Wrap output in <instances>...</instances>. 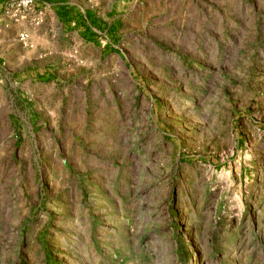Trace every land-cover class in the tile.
Masks as SVG:
<instances>
[{"label": "rangeland", "instance_id": "obj_1", "mask_svg": "<svg viewBox=\"0 0 264 264\" xmlns=\"http://www.w3.org/2000/svg\"><path fill=\"white\" fill-rule=\"evenodd\" d=\"M62 2L2 10L0 264H264V0Z\"/></svg>", "mask_w": 264, "mask_h": 264}, {"label": "crops", "instance_id": "obj_2", "mask_svg": "<svg viewBox=\"0 0 264 264\" xmlns=\"http://www.w3.org/2000/svg\"><path fill=\"white\" fill-rule=\"evenodd\" d=\"M3 3L4 0H0V21L5 19L2 15L3 10ZM35 4V12L41 11V5H45L49 8V11L46 12V16L44 18V23L41 27V25L35 29H32V34L34 35V38H38L41 41V29L46 30L49 28H53L52 25H55L58 23V20L61 19V21H65V25L70 24L71 22L78 20L77 12H75L74 8H69L67 11H64V3L62 0H34ZM64 8V9H63ZM66 10V9H65ZM3 17V18H2ZM60 18V19H59ZM58 19V20H57ZM30 27V26H29ZM16 30V31H15ZM17 32V28L15 25L10 24L7 28L3 27V25L0 23V45H4L6 47H11V45H17L15 38H13L14 34ZM17 35V34H16ZM23 55L24 51L21 53V57L23 59L22 63L24 65H29L30 71L34 70V66L31 65V61L35 59L36 56L41 55V44H38L36 47V50L33 51L31 54L29 53L26 58H24ZM9 58V56H7ZM35 72L41 73V65L39 68L35 70Z\"/></svg>", "mask_w": 264, "mask_h": 264}, {"label": "built area", "instance_id": "obj_3", "mask_svg": "<svg viewBox=\"0 0 264 264\" xmlns=\"http://www.w3.org/2000/svg\"><path fill=\"white\" fill-rule=\"evenodd\" d=\"M9 3L17 4V7L21 10V18H26L27 15L35 11L34 0H4L3 9L6 13L8 12V8L11 6Z\"/></svg>", "mask_w": 264, "mask_h": 264}]
</instances>
